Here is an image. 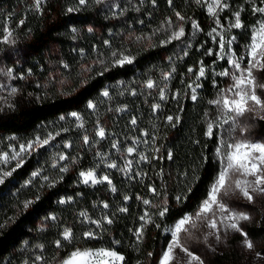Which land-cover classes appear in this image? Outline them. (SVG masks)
I'll list each match as a JSON object with an SVG mask.
<instances>
[{
	"label": "trees",
	"instance_id": "trees-1",
	"mask_svg": "<svg viewBox=\"0 0 264 264\" xmlns=\"http://www.w3.org/2000/svg\"><path fill=\"white\" fill-rule=\"evenodd\" d=\"M112 2L97 4L88 0L86 5H79L78 0H44L37 12L34 0H0V40L5 28L13 31L15 40L9 44L0 42V77L18 89L11 106L0 112V150H8V138L21 137V143H25L36 136L44 138L49 132L60 133L49 145L32 151L23 167L0 185V264H61L76 249L99 248L115 249L124 255V264H159L171 239L165 229L197 209L218 174L220 164L215 153L221 130L214 129L211 138L206 135L208 119L217 115L216 107L208 101L217 96L213 81L223 87L224 77L214 72L223 71L229 64L215 54H205L208 49L218 51V45L208 35L217 26L206 5L196 0H172L171 4L169 0H115L119 7L110 8ZM227 2L229 8L220 13L219 19L226 26L234 12H241L244 27L231 31L237 41L232 48L240 55L249 43L250 29L264 19L252 8L264 7V0ZM69 8L74 11L68 12ZM176 13L185 19L181 21ZM168 20L173 26L182 25L185 36L161 45L167 35L161 29L167 27ZM193 22L199 24V31L193 29ZM136 37L144 39L138 41ZM185 50L187 56L183 55ZM113 51L131 55L134 62L124 67L109 63V70L99 75L102 66L94 62L98 58L110 61ZM200 61L209 70L205 78L196 81L195 72L189 73L188 69H197ZM87 67L92 70L81 75ZM173 67L172 79L164 82L162 74ZM9 69L11 78L4 74ZM149 79L157 85L167 84V99L160 100L158 88L144 87ZM196 83L202 87L196 89L197 100L192 101L189 85L195 87ZM259 83L264 84V72ZM104 90L110 98L102 96ZM133 90L136 95L131 94ZM89 101L97 105L95 111L88 108ZM153 104H160V108L154 111ZM119 108L125 110L117 111ZM72 112L83 118L84 128L76 126ZM168 116L174 118L171 123ZM133 118L135 125L131 124ZM246 123L264 140V121L249 119ZM101 126L106 132L102 140L96 136ZM85 134L88 144L83 141ZM223 135L227 137V132ZM134 140L138 141L137 152L149 159L140 161L135 154L127 157L133 160L130 174L107 168L108 162L123 166L124 150ZM114 142L119 151L112 148ZM58 153L76 162L56 161ZM97 153L107 159L102 160ZM54 162L67 164L68 172L60 173L52 167ZM89 169H95L98 176L108 174L116 191L112 192L106 182L95 187L81 183L79 173ZM37 170L58 182L41 187L42 181L36 178L32 185L24 186ZM150 186L159 195L154 196ZM125 196L130 199L125 201ZM138 196L153 204L166 197L168 207L163 218L154 215L158 208H148L154 223L144 228L141 241L134 232L143 223L140 216L146 206ZM177 196L187 198L178 202ZM69 198L70 202L60 203ZM26 200L35 202L24 209ZM104 202L109 205L107 209L102 207ZM121 207L128 211L119 212ZM82 211L93 219L107 215L113 222L105 223L103 230L96 229L99 238H85L83 233L94 226L82 222ZM65 227L72 229L74 240L62 241L63 246L57 248L55 242L62 239ZM245 232L264 254V210L247 224ZM36 256L41 260L37 261ZM241 260L242 255L233 248L205 256L207 264H241Z\"/></svg>",
	"mask_w": 264,
	"mask_h": 264
},
{
	"label": "snow or ice",
	"instance_id": "snow-or-ice-1",
	"mask_svg": "<svg viewBox=\"0 0 264 264\" xmlns=\"http://www.w3.org/2000/svg\"><path fill=\"white\" fill-rule=\"evenodd\" d=\"M44 0H34V6L37 12L41 11V4ZM97 4L103 3L104 0H95ZM155 0H153V3ZM172 0H169L171 4ZM197 3H203L207 7L208 14L214 19L217 27L211 29L208 35L212 38V41L218 45V51L214 53L213 49L206 50V55H216L219 60H227L229 68L224 69L221 72L215 73L214 75L220 77H226L229 83L225 87H220L213 81L214 86L217 87L216 98L209 100L208 103L213 105L217 109V115L214 119H208L206 135L212 137L214 134V129L221 130V138L219 140L216 149V158L219 161L220 168L218 174L216 175L213 183L210 185L207 193V197L203 199L198 205L194 213L185 214L180 218L174 225L166 228L165 231L170 233L171 239L167 244L166 248L162 252L159 258V264H205L204 260L193 251H191L187 245L189 239L194 238L195 233L199 231L202 227L207 229V233L204 235V241L207 243L208 237L212 236L215 238L217 243H222L227 240L229 233L235 232L239 233L243 237V246L252 250L254 248L253 241L248 237L247 232L241 227V223L249 221L251 215L247 211H238L236 208L231 207L227 202L226 198H231L237 194L243 198L248 204H254L257 202V198L264 197V140H254L248 138L245 134L248 132L250 125L241 123L242 118L249 117L251 119H259L264 121V99L257 95V87L264 88V84L257 85L256 77L253 75L254 70H264V19L257 22L255 26L250 29V40L249 43L244 46V53L238 55L232 45L236 43V37L231 35L232 29H242L244 24L241 20V12L236 11L232 15L225 26L220 22L219 15L222 11L229 8L227 0H196ZM79 5H86L88 0H78ZM110 8H118L119 5L115 3V0L109 5ZM74 9L69 8L68 12H72ZM242 11V9H241ZM253 13H259L264 17V7L254 6L252 8ZM177 17L183 21L185 18L176 13ZM142 23V21H141ZM167 27L162 28L167 35L161 40V45H167L174 40H181L185 36V30L182 25L173 26L171 20L165 22ZM23 24V21H20ZM193 29L199 31L200 26L198 23H192ZM76 30L73 29V32ZM89 32L92 31L91 28L88 29ZM4 35L0 42L9 44L15 43L13 38V31L9 28L4 29ZM227 34V35H226ZM155 35V33H153ZM136 39L142 40L143 37H136ZM147 39H151L148 37ZM105 41V44H108ZM190 47V45H189ZM187 51L183 52L184 56H187ZM247 58V64L244 63ZM171 57L169 60L171 61ZM134 62V57L124 53L112 52V57L110 61H105L103 59H97L94 63L100 64L102 70L98 73L103 75L104 71L109 70V63L112 67H124L125 65L132 64ZM215 63V62H214ZM65 68L68 67L67 64L63 65ZM91 67H87L83 70L84 72H90ZM207 69L203 61L199 62V67L197 69L189 68L188 72H195V80L199 81L206 77ZM175 72V67L169 73L162 74V80L164 82L172 79V73ZM8 77H12V70L9 69L4 73ZM86 82V81H85ZM2 87V86H0ZM144 87L147 89L158 88V95L161 101L167 99L166 90L167 84L163 83L157 85L153 80L149 79L145 82ZM191 88V100H197L196 89L202 87L201 84L196 83L195 87L189 85ZM18 92V89L12 87L10 89L9 95L14 96ZM132 95H136V92L131 91ZM102 96L106 98L109 97V92L104 90ZM178 96L174 94V98ZM0 102L7 104V100L4 97H0ZM11 106V105H9ZM88 108L93 111L96 110L97 105L91 101L88 103ZM153 110H158L160 104H153ZM125 108H119L117 111H124ZM70 115L77 121V127L84 128L83 118L76 112L70 113ZM207 117L208 114L205 113ZM64 119V117H61ZM168 122L173 121L172 116H168ZM179 121V117L175 118ZM137 123L136 119L131 120V124L135 125ZM225 125L229 127L224 128ZM175 126V125H173ZM67 131V129H64ZM227 132V137H224L223 133ZM239 131L240 135L237 136L235 133ZM59 132L52 133L49 132L44 138L40 136L34 137L32 140L26 143H20L17 146H11L10 151L0 152V185H3L5 181L13 175V173L23 167L25 160L32 151L38 148H42L49 145L50 141L55 139V136L59 135ZM144 136H148L147 132L143 133ZM96 136L101 140L105 139L106 132L101 126L98 127L96 131ZM12 139H15L14 137ZM83 141L85 144L89 143V137L87 134L83 136ZM138 141H133L132 146L126 147L125 159L123 166L118 165L115 162H108L106 167L109 169H115L121 173L130 174L133 169V160L128 159L134 154L138 156L140 161H147L149 158L141 152H137L136 144ZM147 144V141H144ZM65 147H71V144H65ZM112 148H116L119 151L118 144L114 142ZM155 151H158L156 149ZM102 160H106L107 157L102 153H97ZM169 159H171V153H169ZM56 161H70L75 163L74 158H70L64 153H58L56 155ZM14 165L8 167L9 165ZM52 167L57 168L60 173H66L69 170L67 164H59L54 162ZM161 177L163 173H160ZM80 182L84 185H89L95 187L97 184L107 183L111 187V191L115 192L116 188L112 184V180L109 178L108 174L97 175L95 169H89L87 171H81L79 173ZM39 178L42 183L41 187L46 183L49 187L54 186L57 180L51 179L49 176L42 175L40 170L32 173V177L25 182L24 186H30L33 184L34 180ZM63 177L61 176L60 179ZM149 191L155 196L159 195L158 190L154 186L149 187ZM188 192H191V188H188ZM186 196H177L176 200L179 202L186 199ZM125 201L129 200V196L124 197ZM146 206L145 212L140 216V220L143 222L141 227L134 232L137 241H141L143 237L144 228L151 223L152 215L148 211V208L156 207L158 211L154 215H158L163 218L167 212V198L165 197L159 204H153L149 199L143 197H137ZM39 200V196L36 197ZM61 200L60 203L70 202ZM35 201L26 200L23 202V208L27 209ZM102 207L107 209L109 205L104 202ZM119 212L126 213L128 211L127 207H121L118 209ZM79 216L82 218V222L94 226V228H89L88 231L83 233L85 238L97 239L99 235L96 229L103 230L104 224H111L113 221L107 215L100 218L93 219L87 212H80ZM50 219L55 220V216H51ZM0 227H3L0 224ZM156 227H159L157 224ZM223 232V237L221 233ZM61 240H57L55 245L57 248L63 246L62 241L71 243L74 240V233L70 227H65L61 233ZM116 243H119L118 241ZM41 249L42 245H38ZM177 249L180 253H183L182 258H178ZM213 251L215 249L213 248ZM151 255V254H150ZM262 254L257 253V256ZM37 261L41 260L40 256H36ZM125 257L121 253L117 252L115 249L109 248H99V249H76L71 252L70 255L61 261V264H124Z\"/></svg>",
	"mask_w": 264,
	"mask_h": 264
},
{
	"label": "rangeland",
	"instance_id": "rangeland-1",
	"mask_svg": "<svg viewBox=\"0 0 264 264\" xmlns=\"http://www.w3.org/2000/svg\"><path fill=\"white\" fill-rule=\"evenodd\" d=\"M245 64H247V58L244 61ZM228 66L227 68H229ZM264 72V70H254L253 75L256 77L257 85H261L262 83H259V79L261 74ZM229 83L228 79L224 77L223 81V87H225ZM0 97H4L7 100V104L0 102V112H2L7 106L11 103L12 96L9 95L10 89L13 87L10 83H8V80L3 79V77H0ZM263 88L257 87V95L261 96L262 99H264V92L262 90ZM257 120V119H251L249 117L242 118L241 123H246L247 120ZM247 124V123H246ZM235 135L239 136L240 133L237 131ZM248 138L254 139V140H262L261 137L256 132H251L250 127L248 132L245 134ZM13 138V137H12ZM8 138L6 139V144L8 145V150L10 151L11 146H17L18 144L23 142L24 139L21 137H14L15 139ZM26 143V142H25ZM1 152V150H0ZM227 202L231 207L236 208L238 211H247L251 215V219L249 221H245L241 223V227L244 229L247 226L249 222L254 220L258 213L264 210V197L257 198V202L254 204H248L246 201L243 200L238 194L231 198H226ZM196 211V210H195ZM194 211V212H195ZM193 212V213H194ZM174 225V224H173ZM207 229L201 228L199 231L195 233L194 238L189 239L187 241V245L191 251H193L195 254L199 255L207 264L205 261V256H210L214 253H219L222 251H225L227 249L233 248L237 251L239 255H242L241 264H264V254L262 253L260 245L253 241L254 248L252 250H248L243 246V237L239 233H229L227 240L222 243H217L215 238L210 236L208 237L207 243L204 241V235L207 233ZM223 237V232L221 233ZM213 248L215 251H213ZM257 253L262 254L261 256H257ZM177 256L178 258L183 257V253H180L177 249ZM173 264H176L174 261Z\"/></svg>",
	"mask_w": 264,
	"mask_h": 264
}]
</instances>
